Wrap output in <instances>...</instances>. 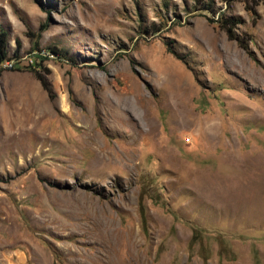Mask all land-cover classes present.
Instances as JSON below:
<instances>
[{"label": "rangeland", "instance_id": "374dc122", "mask_svg": "<svg viewBox=\"0 0 264 264\" xmlns=\"http://www.w3.org/2000/svg\"><path fill=\"white\" fill-rule=\"evenodd\" d=\"M201 7L0 0V264H264V4Z\"/></svg>", "mask_w": 264, "mask_h": 264}, {"label": "trees", "instance_id": "16d2710c", "mask_svg": "<svg viewBox=\"0 0 264 264\" xmlns=\"http://www.w3.org/2000/svg\"><path fill=\"white\" fill-rule=\"evenodd\" d=\"M225 5V11H219V9L214 7V0H194L195 4H202V7L204 10H207L211 12L212 15L218 14L217 17L214 19L213 17H208V19L212 22H215L220 28H222L228 38L234 39L237 41V43L242 46L243 48H246L245 41L243 39V36L238 32V28L241 24L244 23V21L237 15H234L232 13H228V10L231 8V5L233 2L237 0H220ZM244 3L245 9L253 14V22L258 18V13L256 11V6L260 3L264 4V0H239ZM200 8V7H199ZM8 32L4 29H0V63H3L6 60L10 59H18L19 58V49H20V41L16 40V47L13 51L12 56H8ZM50 49L54 52H58V49L55 45L53 47H50ZM34 59L32 62H30L28 65L24 66L25 68H28L34 72L36 78L40 80L42 85L45 88H48V82L46 79V75L43 72H48V68L43 65V60L45 59L44 55L40 53H36V55H33ZM15 61L12 64V68H16ZM15 66V67H14ZM20 68V67H17ZM42 70H41V69Z\"/></svg>", "mask_w": 264, "mask_h": 264}, {"label": "built area", "instance_id": "2783aa9c", "mask_svg": "<svg viewBox=\"0 0 264 264\" xmlns=\"http://www.w3.org/2000/svg\"><path fill=\"white\" fill-rule=\"evenodd\" d=\"M30 61L32 62V59ZM7 64H8V66H12L13 62L12 63L8 62Z\"/></svg>", "mask_w": 264, "mask_h": 264}, {"label": "bare ground", "instance_id": "6f19581e", "mask_svg": "<svg viewBox=\"0 0 264 264\" xmlns=\"http://www.w3.org/2000/svg\"><path fill=\"white\" fill-rule=\"evenodd\" d=\"M116 113H117V114H119V112H118V111H117ZM118 116L120 117V114H119Z\"/></svg>", "mask_w": 264, "mask_h": 264}, {"label": "crops", "instance_id": "0c3cea01", "mask_svg": "<svg viewBox=\"0 0 264 264\" xmlns=\"http://www.w3.org/2000/svg\"><path fill=\"white\" fill-rule=\"evenodd\" d=\"M19 260H22V258H19Z\"/></svg>", "mask_w": 264, "mask_h": 264}]
</instances>
